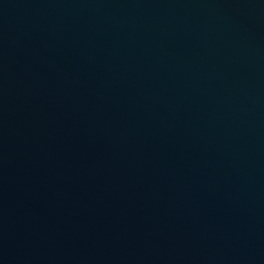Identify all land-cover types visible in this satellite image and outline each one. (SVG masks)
Returning a JSON list of instances; mask_svg holds the SVG:
<instances>
[{
  "label": "water",
  "instance_id": "1",
  "mask_svg": "<svg viewBox=\"0 0 264 264\" xmlns=\"http://www.w3.org/2000/svg\"><path fill=\"white\" fill-rule=\"evenodd\" d=\"M0 264H264V0H0Z\"/></svg>",
  "mask_w": 264,
  "mask_h": 264
}]
</instances>
